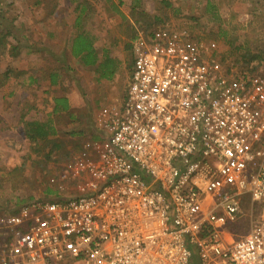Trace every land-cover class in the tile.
I'll use <instances>...</instances> for the list:
<instances>
[{"label": "built area", "instance_id": "obj_1", "mask_svg": "<svg viewBox=\"0 0 264 264\" xmlns=\"http://www.w3.org/2000/svg\"><path fill=\"white\" fill-rule=\"evenodd\" d=\"M206 48L137 36L120 103L60 176L74 194L1 215L0 264H264V216L223 236L242 196L264 206V74Z\"/></svg>", "mask_w": 264, "mask_h": 264}, {"label": "crops", "instance_id": "obj_2", "mask_svg": "<svg viewBox=\"0 0 264 264\" xmlns=\"http://www.w3.org/2000/svg\"><path fill=\"white\" fill-rule=\"evenodd\" d=\"M180 6L177 0H36L22 35L13 27L18 12L10 17L14 5L0 1V31L4 25L12 30L0 44V76L8 73L0 84V152L18 139L28 143L26 134L36 128L64 143L98 139L100 109L118 105L124 95L133 41L163 25L185 31L173 25ZM205 8L211 9L208 1ZM245 198L242 214L226 225V239L248 233L240 234L247 211L248 231L251 221L264 216L262 204Z\"/></svg>", "mask_w": 264, "mask_h": 264}, {"label": "rangeland", "instance_id": "obj_3", "mask_svg": "<svg viewBox=\"0 0 264 264\" xmlns=\"http://www.w3.org/2000/svg\"><path fill=\"white\" fill-rule=\"evenodd\" d=\"M5 5H14L11 16L18 12L13 27L19 34L29 31L28 19L33 16V2L36 0H0ZM181 5L179 15L174 19L173 25L178 29L189 32L201 49L214 42L215 48L211 54L216 58L227 57V66L239 69L236 61L243 53L259 55L264 63V0H177ZM207 1L211 9L206 10ZM38 12V11H37ZM17 15V14H16ZM174 29L171 26H160ZM182 31V32H185ZM186 33V32H185ZM219 35V36H218ZM236 60V61H235ZM258 62H254L255 65ZM264 70V64H258L257 72ZM84 137L80 142L69 139L64 146L77 151L86 150L90 144ZM85 142V143H84ZM84 143V144H83ZM82 145V146H81ZM63 153L54 152L47 160L43 153L30 152L28 143L18 139L17 143L9 144L5 153L0 152V216L15 213L23 204L30 200L74 194L72 185L60 182V176L66 171L67 165L72 163L81 154L88 156L89 149L83 152ZM19 169L12 171L13 165ZM62 186V190H59ZM246 199V198H245ZM248 199V198H247ZM246 199V200H247ZM248 210V207H245ZM255 211V210H254ZM246 212V211H245ZM248 212L245 213L241 233L248 232ZM256 212V211H255ZM253 218H255L253 216ZM251 219V218H249ZM196 258V257H195ZM191 260L196 263V259Z\"/></svg>", "mask_w": 264, "mask_h": 264}, {"label": "trees", "instance_id": "obj_4", "mask_svg": "<svg viewBox=\"0 0 264 264\" xmlns=\"http://www.w3.org/2000/svg\"><path fill=\"white\" fill-rule=\"evenodd\" d=\"M159 28V27H157ZM3 31H0V44H2L3 42H5L6 37L10 36L12 34V30L7 26L4 25L2 27ZM152 29H148L145 32L151 31ZM219 36V35H218ZM228 58L225 56H221L220 57V61L221 62H225ZM259 55H253L251 53H243L240 56V59L238 60V62L236 61L237 66H239L240 71L242 72H247V73H251V74H258L257 69H258V64H264L262 63L260 60ZM264 61V59H262ZM258 62L255 65H253L254 62ZM129 65H132V59L129 62ZM129 66V67H130ZM260 74H264V70L263 72H261ZM8 78V73H3L0 76V84L3 83L4 81H6V79ZM27 135V141L29 143V148H30V152L33 153H43L44 158L47 160L48 158H51V156L54 154V152H58V151H63V148H65L64 146V141L61 139H49L47 138V136H45V132L42 131L41 128H36L30 135ZM63 153H67V152H63ZM19 169V168H17ZM12 171H16L15 169H12ZM195 258V256H193L192 260ZM196 259V258H195ZM192 264H197L193 262Z\"/></svg>", "mask_w": 264, "mask_h": 264}]
</instances>
